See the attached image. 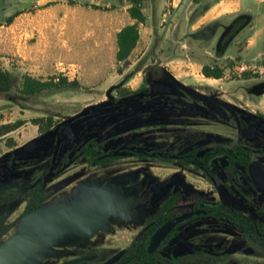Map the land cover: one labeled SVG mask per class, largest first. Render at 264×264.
<instances>
[{
  "label": "rangeland",
  "instance_id": "rangeland-1",
  "mask_svg": "<svg viewBox=\"0 0 264 264\" xmlns=\"http://www.w3.org/2000/svg\"><path fill=\"white\" fill-rule=\"evenodd\" d=\"M205 33L208 36L210 31ZM253 34L245 31L236 47L231 46L226 54L228 46L226 57L217 55L213 41L189 44L186 49L193 55L183 61L188 65L175 71L180 73L179 78L160 58L143 69L149 58L155 61L158 53L153 47L139 61L142 55L139 46L127 62L116 67L117 79L100 85H94L92 74L101 66L89 63L81 67L65 65L68 77L75 74L82 77V88L47 97L21 96L18 89L22 81L16 80L13 92L0 97V127L3 123L24 120L12 136L2 139L8 146L22 145L11 152L16 159L14 165L7 168L8 156L0 160V189H4L0 191L24 192L45 180L44 208L63 206L83 196L93 197L101 188L116 192L126 202L111 208L91 233L67 232L56 242L30 254L21 264H110L125 252L160 203L175 190L181 192L182 213L190 212L192 204L202 197L210 203L228 202L252 219L264 222V217L256 214L264 203V187L247 204L233 196L222 179L176 157L193 148H202L203 153L217 146L242 144L253 150L255 163L264 165L260 152L264 149V118L259 116L264 114V45L249 48ZM174 56L185 58L179 50ZM6 57L0 61L8 66ZM204 63L224 67L225 76L206 78L200 70ZM242 65L247 69L239 72ZM99 70L95 72L99 74ZM143 79L148 84L145 92L121 94V90H136ZM26 103L32 109L26 110ZM48 116L55 120L51 128L46 127ZM40 117L45 120L43 133L33 121ZM89 139L103 142L106 149L125 145L171 154L174 161H141L126 153L116 163L92 166L80 158L55 174L66 163V155H73ZM224 171L225 175L234 173L231 169ZM24 205V199L15 197L0 210V229L9 227L0 235V246L19 229L23 219L19 214ZM161 236L153 240L152 248H156ZM180 245L191 250L208 245L220 254L233 255L232 262L238 264H256L264 254L253 249L232 225L214 218L191 225L165 252L181 254L184 251L177 250Z\"/></svg>",
  "mask_w": 264,
  "mask_h": 264
},
{
  "label": "crops",
  "instance_id": "crops-1",
  "mask_svg": "<svg viewBox=\"0 0 264 264\" xmlns=\"http://www.w3.org/2000/svg\"><path fill=\"white\" fill-rule=\"evenodd\" d=\"M132 5L133 0H0V60L8 55L9 62L7 66L0 61V67L9 69L14 81H22L25 74L45 80L54 75L67 76L65 65L81 67L89 63L101 66L99 74L97 68L92 74L94 85L116 80V67L122 63L117 59V36L125 26L136 22L129 12ZM143 11L145 20L139 24L136 46H141L139 61L153 47L158 53L143 69L160 58L179 78L180 73L175 71L188 65L183 61L193 55L186 49L189 44L213 41L216 45L225 27L239 15H249L250 23L235 37L226 54L245 31L254 33L249 48L264 45V0H143ZM206 30L210 31L208 36ZM178 50L185 58H175ZM68 78L84 85L79 75ZM25 109H32L29 103ZM13 132L0 137V160L22 145L8 146L2 140ZM6 177L9 181L8 174ZM24 201V211L19 214L22 217L28 214H24L28 204Z\"/></svg>",
  "mask_w": 264,
  "mask_h": 264
},
{
  "label": "trees",
  "instance_id": "trees-1",
  "mask_svg": "<svg viewBox=\"0 0 264 264\" xmlns=\"http://www.w3.org/2000/svg\"><path fill=\"white\" fill-rule=\"evenodd\" d=\"M129 12L136 20L135 23L125 26L117 36L118 52L117 59L119 62H127L128 58L136 48L140 39L139 24L145 20L143 11V0H133V5L130 7ZM250 23L249 15H239L231 23H229L221 33L216 44V53L218 56H223L233 41V39ZM144 62V61H143ZM140 64L139 68L142 66ZM148 67V66H147ZM146 67V68H147ZM157 72V69H154ZM202 73L207 78L220 79L225 76V68L218 65L205 64L202 68ZM147 80L143 79V83L134 91L128 92L121 90V94H139L147 90ZM14 77L11 71L7 68L0 67V97H7L14 90ZM82 88L81 83L77 80H70L67 76L60 74L51 76L48 79H37L29 74L23 76L21 85L19 87V94L25 98H36L41 96H51L55 93L74 90ZM114 86L110 88L112 90ZM264 91V87L262 89ZM259 116L264 118V114L259 113ZM46 120V127L51 128L55 125V120L52 116H48ZM42 117L35 118L33 121L40 127L43 133L46 131L42 126ZM24 124V120H16L14 122L3 123L0 127V137L6 135L14 130H17ZM202 148H194L187 151L184 157L188 159L189 163H193L197 168H202L205 163L198 157V152ZM207 158L209 159L215 153H226L232 162L248 167L252 163L251 153L253 150L242 144H236L232 147L217 146L214 149L204 150ZM132 153L139 160H157L171 162L172 157L164 156L155 151L139 150L133 147H126L118 145L112 149H104L103 142L97 143L93 139H89L83 143L80 151L75 153L71 158H67V165L71 164L73 160L84 158L86 162L92 166H103L110 163L118 162L123 156V153ZM264 155V149L260 150ZM65 167H62V169ZM181 192L176 190L169 198L170 201L180 200ZM196 201L199 203V209L204 206L210 216L218 218H226L235 224L240 230L243 231L247 240L258 250L264 252V222L253 221L242 211H239L224 202L209 203L202 197H198ZM168 205H164L162 212ZM39 205H32L29 213L39 209ZM204 208V209H205ZM257 215L264 217V204L257 209ZM150 238H142L139 236L134 239L128 249L123 255L110 264H234L230 261L229 256H211L202 252L187 253L182 256H165L156 251L149 249ZM261 261H255L256 264H264V254Z\"/></svg>",
  "mask_w": 264,
  "mask_h": 264
},
{
  "label": "flooded vegetation",
  "instance_id": "flooded-vegetation-1",
  "mask_svg": "<svg viewBox=\"0 0 264 264\" xmlns=\"http://www.w3.org/2000/svg\"><path fill=\"white\" fill-rule=\"evenodd\" d=\"M126 147H130V146H126ZM80 149L78 151H80ZM104 149H106L105 146H104ZM77 152H75V153H77ZM155 152H157V151H155ZM186 152L187 151H185L184 153H182L181 155L176 156V157L179 158V161L183 162L184 164H187V165L193 164V163H189L188 159L186 157H184V154ZM75 153H73V155ZM126 153L127 152L123 153L122 156H124ZM158 153H160V152H158ZM127 154L133 155L132 153H127ZM160 154H162V153H160ZM73 155H66V157H65L66 163L63 166H61L59 171H57V173H55V174L58 175L62 170L65 169V168L62 169V167L68 166L66 159L71 158ZM162 155L171 156V154H162ZM197 155L205 163V166H202V168H200V169L204 170L205 174H208V175L213 174V175L217 176L218 178L222 179L226 183V185L229 187V189L231 190V193L233 194V196H235L239 199H242L247 204H251V196L257 194V192L259 190H261L260 187H264L261 184L255 183L254 178L252 177L251 172H250V167L253 164H256L252 158L253 153H251L252 163L248 167L242 166V165L238 164L237 162H232L226 153H215L209 159L207 158L205 151L203 153H200V151H199ZM171 157H172V161H174V157L173 156H171ZM6 158L7 159H5V160H6L7 168H9L11 165H14L16 163V161H15L16 159L14 156L11 157V155H10ZM74 161L75 160H73V162ZM141 161H156V160H141ZM161 162H166V161H161ZM110 164H112V163H110ZM224 169L225 170L231 169V171L234 172L233 175H227V174L225 175ZM242 174L243 175L246 174V175L243 176ZM45 183H46L45 180H41L38 182V184L36 185L35 188H33L31 190H26L24 192H20L18 190L13 191L14 189H11L9 191H5L4 193H2L4 191V189H0V190H3V191H0V210H2L4 204H6L9 201H12L13 199H15V197L22 198V199H25L28 201L27 210L25 211L24 214L29 213V209L32 205L37 204V205L41 206V204L45 201V198H44ZM9 185L14 186L15 184H12V185L9 184ZM175 191H173V193ZM168 198H166L164 201H162L160 203L155 214L152 215L146 221L145 225L142 227V229L139 231L138 235L134 239L138 238L139 236H141L142 238L149 237L151 240L149 243V249L151 251L159 252L160 254H163L165 256H182V255H185L187 253L202 252L204 254H208L211 256H215V257H217V256H229L230 261L233 260V255L228 254V253L220 254L213 247L208 246V245H204L203 247L199 248L198 250H191V247L188 249L187 245H180L177 248V250L184 251L183 253H181V254H175V253L168 254V253H166L165 250L167 249V247L171 246V244H173L174 241L180 239L181 235L184 233V231L186 229H188L191 225L195 224L196 222H198L199 220L204 219V218H214V219H218V220H223V221L229 223L230 225H232L235 229H237L239 232H241L244 236L243 231L240 230L231 221L227 220L226 218H218V217L210 216L208 210L204 206H202V209H199V206H198L199 203L197 201H195L192 204L190 212L182 213V211H180V208L183 206V201L182 200L170 201V200H168ZM218 202H224V203L230 205L231 207H233L228 202H225V201H218ZM215 203H217V202H215ZM165 204L168 205V207L165 210H163L164 214L163 213L159 214L160 212H162L163 206ZM239 211H242V210H239ZM242 212L245 213L244 211H242ZM256 214H257V210H256ZM247 216H249V215H247ZM252 220L256 221L254 219H252ZM6 228L7 227H5L4 229H6ZM4 229L3 228L0 229V233ZM160 234H162V236L160 238L158 245L156 246V248H152L153 240L155 238L159 237ZM246 240H247V238H246ZM248 243L250 244V246L253 249L257 250L249 241H248ZM177 244H180V243H177ZM177 244L174 246V248L177 246ZM128 247H127V249H128ZM234 264H238V263H234Z\"/></svg>",
  "mask_w": 264,
  "mask_h": 264
},
{
  "label": "water",
  "instance_id": "water-1",
  "mask_svg": "<svg viewBox=\"0 0 264 264\" xmlns=\"http://www.w3.org/2000/svg\"><path fill=\"white\" fill-rule=\"evenodd\" d=\"M250 172L255 183L264 186V165L253 164ZM125 204L116 192L101 188L93 197L83 196L63 206L42 207L28 213L17 232L0 247V264H21L30 254L67 232L89 234L104 221L111 208Z\"/></svg>",
  "mask_w": 264,
  "mask_h": 264
},
{
  "label": "built area",
  "instance_id": "built-area-1",
  "mask_svg": "<svg viewBox=\"0 0 264 264\" xmlns=\"http://www.w3.org/2000/svg\"><path fill=\"white\" fill-rule=\"evenodd\" d=\"M246 69H247V66H245V65L238 67L239 72H244V71H246Z\"/></svg>",
  "mask_w": 264,
  "mask_h": 264
}]
</instances>
